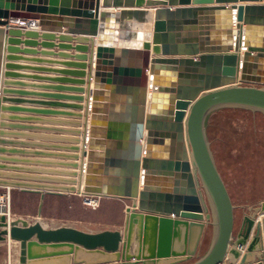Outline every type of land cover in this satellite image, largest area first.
<instances>
[{
  "label": "water",
  "instance_id": "1",
  "mask_svg": "<svg viewBox=\"0 0 264 264\" xmlns=\"http://www.w3.org/2000/svg\"><path fill=\"white\" fill-rule=\"evenodd\" d=\"M28 20L33 22L22 25ZM11 21L17 24L10 26ZM34 22L52 28L42 29L44 43L35 41ZM21 37L30 48L22 53L38 54L32 48L40 46L57 49L49 55L63 60L58 63L62 68L52 71L54 77L31 76L53 84L50 93L37 97L54 111H34L38 114L79 118L61 110L81 109L64 102L84 101L85 62L90 60L92 70L95 60L85 108L90 106L91 116L83 133L84 189L74 187L77 174L67 170L77 166L72 161L78 158L80 132L61 128L40 137L53 142L45 145L46 151L31 153L47 161L8 157L28 152L0 147V187L39 195L37 219L45 195L110 198L129 206L120 229L96 233L67 225L44 228L36 219L0 213V244L8 239L18 243L17 264L60 258L66 264H182L193 259L189 264H225L228 258L235 264H264V201L241 207L236 221V206L206 132L208 117L221 110L264 115V0H0V83L22 77L11 73L20 67L3 65V58L15 60L3 52L17 53L13 46L21 44ZM95 43L96 52L88 57V45ZM70 51L74 55L66 53ZM4 86V103L13 100L7 96L30 94L11 89L22 83L4 81ZM55 124L73 123L57 119ZM114 137L125 140L122 153L110 151ZM17 163L63 169L3 165ZM112 168L122 177L114 192L92 184ZM150 176L174 177V194L153 192L158 189Z\"/></svg>",
  "mask_w": 264,
  "mask_h": 264
},
{
  "label": "crops",
  "instance_id": "2",
  "mask_svg": "<svg viewBox=\"0 0 264 264\" xmlns=\"http://www.w3.org/2000/svg\"><path fill=\"white\" fill-rule=\"evenodd\" d=\"M52 23V22H51ZM50 23V24H51ZM17 22L11 21L9 23L10 26H15ZM151 25V24H150ZM150 25H146L147 28H151ZM32 31L34 33L38 34V38L36 43L41 44L44 43V41L40 38L41 35H43L45 30L49 31L52 28L45 27L41 28L38 25V22H34L32 25ZM44 29V31L42 30ZM66 30H63V32ZM60 35V34H56ZM72 38H77L76 35H70ZM21 44H18L17 46H13L18 51L17 53H6L4 50L3 57H11L15 60H5L3 58V65L9 64L14 65L17 67H20V69H14L11 71V73H14L16 75H22V77L14 78V79H3L2 83H0V123H5L7 127L0 128V131H5L7 134L4 136H0V141H4L5 144H3L2 148L5 149H18L27 151L28 154L25 156H17V155H10L8 157H14V158H23V159H42V160H49L50 158H38L34 155H32V152H40V151H46L45 145L52 144L53 142H49V140L40 138L43 137H49L54 135L51 132V129L54 128H61V129H74L80 132L76 137L79 139V142L75 145L78 147L79 151H77L75 154L77 155V159L72 161V163H75L77 166L76 168L67 169L69 171L75 172L77 175L73 178L76 181V184L74 187H80V189H84V169L85 165L87 163V158L82 157V145L84 141V125L89 124L90 121V106L88 111H86V101L88 97V91L91 93L93 90L94 85V73H95V60L92 61V70L90 68V60L88 59L85 63L89 66L86 68L85 71V84L82 86L84 89L83 94L81 96L83 97L84 101L82 103H76V102H64L69 103L70 105H80V110H61V111H68L72 113H78L80 115L79 118H65V117H55L50 114H38L34 111H38L39 109H44L46 111H54L52 107H49L48 105H40V101H43L44 103H47V100L40 99V97H37V93H50L49 88L52 86V83H49L47 80H35L32 79L31 76L37 75L38 77H43L44 79L54 77V73L52 71L56 69H61L62 67L60 64H58L60 60L55 55H49L50 53H58L57 49L48 50L46 48H42L40 46L36 48H32L38 52V54L31 55L27 53H22L26 49L23 45V41H25L24 37L19 38ZM96 41V40H95ZM2 42V40L0 41ZM55 44L57 41L54 42ZM72 45H75L72 43ZM90 52L88 53V57L93 53L96 52V43L91 46L88 45ZM44 53L43 55L40 54ZM70 53L71 55H74V51L66 52ZM36 60H40L38 63ZM33 67H37L39 69H42L41 73H36L32 69ZM91 70V71H90ZM91 77V80H88L87 77ZM101 79L107 80L106 74H104ZM4 81L13 82V83H22L21 87H14L11 89L14 90H20L25 91L26 93H30L28 95L24 96H18V95H10L7 96L8 99H13L19 102H13V100H10V102H2V97H4L1 93V90L5 89ZM36 95V96H35ZM91 100V98H90ZM91 103V102H90ZM18 108L22 109V111L14 112L11 109ZM3 109V110H2ZM3 117L4 119H2ZM59 119L61 121H69L70 123H73L71 125H65V124H55V121ZM78 124V125H77ZM10 125V126H9ZM106 129L105 127H99L98 129ZM144 134H146V131H144ZM23 135V136H22ZM115 138V139H114ZM110 140V143L115 147L111 148L113 151H118L119 153L123 152V145L124 141L121 137H114ZM85 145V151H88V138L85 139L84 142ZM171 145H168L167 154H170V147ZM160 148V147H158ZM157 152H161L160 150ZM142 157H144V153H142ZM167 157L166 159H168ZM7 166H16V167H25L30 169H63V168H52L49 166H34L33 164H24V163H17V164H3ZM83 167V168H82ZM83 169V170H81ZM114 168H112L111 171H109L106 174H101L97 177H95V181L92 182L93 185L100 186V189L104 192H114V188L119 187V183L122 179L121 175L114 173ZM81 171L82 177L80 176ZM5 172H9V170H5ZM27 174V173H26ZM151 179V186L154 188H157L158 190H154L153 192L160 193V194H168L173 195L174 189H175V183H174V177L170 176H150ZM121 186V185H120ZM179 187V186H178ZM180 188V187H179ZM142 184L139 183L138 185V191H141ZM252 191V190H251ZM9 195V218L10 219H27L30 222H33L35 219H37V211L39 207V195L33 194V193H27L22 192L20 189H11L7 190L6 188L0 187V197H6V195ZM11 198V201H10ZM82 197H79L77 195H70V194H63V195H45L42 206H41V213H40V221L41 224L44 225V228H55L60 226V224H56L54 221V218L49 215H45L43 212L48 207V204H54L55 202L64 200H77V210L81 211L86 209L82 205ZM99 205L95 212L102 211L105 213L106 216H112V219L110 221H117L113 224V228H106L103 230H115L120 229L123 226L124 219H125V208L129 206V202L125 200H117V199H110V198H100L98 199ZM16 202H19L22 205H25L26 203H30L33 208H35V212H27L20 210L16 206ZM48 205V206H47ZM119 207V210H117L115 207ZM75 209L74 207L68 206L69 210ZM51 209V208H49ZM34 219V220H30ZM82 221V222H81ZM101 220L97 219H81L77 218L73 222L76 223H88L87 225H96ZM112 225V224H111ZM69 226V225H67ZM71 227H74L78 230H82L85 232L90 233H96L99 231L89 230L80 226L72 225ZM102 231V230H101ZM207 247V246H206ZM49 252V251H48ZM4 254V257L2 254ZM5 256L10 258L12 261V264H17V258H18V243L12 240H7L6 243L0 244V264H7V260L5 259ZM44 264H66V261L63 258H60L59 260L53 262V263H44Z\"/></svg>",
  "mask_w": 264,
  "mask_h": 264
},
{
  "label": "rangeland",
  "instance_id": "3",
  "mask_svg": "<svg viewBox=\"0 0 264 264\" xmlns=\"http://www.w3.org/2000/svg\"><path fill=\"white\" fill-rule=\"evenodd\" d=\"M206 124L208 140L218 171L225 182L233 205L236 206L234 214L236 221H239L242 214L241 207L247 209L264 201V116L239 110H221L210 115ZM77 204V200L63 199L61 202L48 204V209L46 208L43 213L52 216L60 226L76 225L94 231L113 228V224L117 222L110 221L112 216H106L100 210L95 212L98 207L91 209L82 203L86 209L79 211ZM68 206H75V209L69 210ZM15 207L18 209L20 207L23 211L35 212V208L29 202L25 205L16 202ZM115 208L119 210L118 206ZM77 218L101 221H97L96 225L75 224L73 221ZM209 236L208 232L200 249V255L208 245ZM5 259L7 264H12L10 258L5 256ZM192 261L182 264H189Z\"/></svg>",
  "mask_w": 264,
  "mask_h": 264
},
{
  "label": "built area",
  "instance_id": "4",
  "mask_svg": "<svg viewBox=\"0 0 264 264\" xmlns=\"http://www.w3.org/2000/svg\"><path fill=\"white\" fill-rule=\"evenodd\" d=\"M3 202V205L0 204V213H5L9 216V195L6 197H0V202ZM98 198H82V203L84 206L89 207L91 209H96L99 205Z\"/></svg>",
  "mask_w": 264,
  "mask_h": 264
},
{
  "label": "bare ground",
  "instance_id": "5",
  "mask_svg": "<svg viewBox=\"0 0 264 264\" xmlns=\"http://www.w3.org/2000/svg\"><path fill=\"white\" fill-rule=\"evenodd\" d=\"M33 21H30V20H28L26 23H23L22 25H25V26H28V25H30V23H32ZM32 26V25H31ZM3 203H4V201L2 202H0V204L1 205H3ZM36 221H39L38 219L36 220ZM43 226V225H42ZM44 227V226H43ZM225 264H235L234 262H232V260L230 259V258H228L227 260H226V262H225Z\"/></svg>",
  "mask_w": 264,
  "mask_h": 264
},
{
  "label": "trees",
  "instance_id": "6",
  "mask_svg": "<svg viewBox=\"0 0 264 264\" xmlns=\"http://www.w3.org/2000/svg\"><path fill=\"white\" fill-rule=\"evenodd\" d=\"M256 115H261V114H256ZM262 116H264V115H262ZM242 191L244 192V190H240V192H242Z\"/></svg>",
  "mask_w": 264,
  "mask_h": 264
}]
</instances>
